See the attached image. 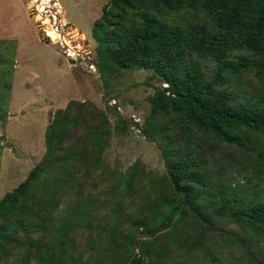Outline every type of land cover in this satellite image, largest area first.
<instances>
[{"label": "rangeland", "instance_id": "1", "mask_svg": "<svg viewBox=\"0 0 264 264\" xmlns=\"http://www.w3.org/2000/svg\"><path fill=\"white\" fill-rule=\"evenodd\" d=\"M55 2L61 12L58 25H67L63 18H68L81 31L68 25L61 32L74 54L71 58L55 41L45 38L49 28L41 26L29 0H0V200L22 185L40 163L45 150L43 132L55 111L76 103L67 110L68 123H61L58 130L63 136L60 151L41 165L47 173L31 177L16 194V202L26 205L29 216H36L24 232L7 233L13 243L0 241V264H46L42 247L50 244H55L54 262L69 264L264 263V229L245 217L217 216L229 207L246 212L249 206H264V165L258 157L264 155V133L238 132L244 149L192 127L163 110L160 92L166 86L150 70L120 69L100 78L88 23L108 0ZM180 17L212 28L203 13L195 16L183 11ZM11 37L21 43L16 54L15 41L7 40ZM255 48L258 56L248 49L240 52L264 61V45ZM192 59L207 76H213L216 65L211 59L201 55ZM74 63L79 66L73 67ZM221 74L226 79L221 88L231 94L233 103L264 104V74ZM13 77L18 86L14 113L9 114ZM21 103L24 110L17 112ZM150 119L159 126L153 142L141 134ZM123 123L126 130L116 134L113 126ZM186 138L188 150L202 163L198 178L205 187H193L197 207L210 217L211 229L180 207L181 196L172 195L157 148L180 145ZM166 199L170 202L165 213L172 215L156 227L150 223L153 208ZM15 219L0 217V225ZM138 223L143 226L137 228ZM63 224L62 234L51 228ZM70 226L73 229L67 230ZM63 241L71 246L72 254L57 248Z\"/></svg>", "mask_w": 264, "mask_h": 264}, {"label": "trees", "instance_id": "2", "mask_svg": "<svg viewBox=\"0 0 264 264\" xmlns=\"http://www.w3.org/2000/svg\"><path fill=\"white\" fill-rule=\"evenodd\" d=\"M183 11L195 16L203 13L212 28L195 19H183L180 17ZM90 35L96 43L95 67L100 78L110 77L120 69L150 70L166 86V90L160 92L163 110L192 127L244 149L238 132L264 133V104H235L231 94L221 88L226 82L222 72L264 74V61L240 52L248 49L258 56L255 46L264 45V0H108L101 7L100 16L92 22ZM236 37L239 39L234 40ZM194 55L207 57L215 63L212 77L201 70L192 59ZM73 104L76 103L69 102L64 111H55L43 132L45 150L40 163L28 173L22 185L0 200V217H16L15 221L0 225V241L13 243L8 232H24L25 228L33 226L36 215H28L26 205L16 202V194L31 177L39 178L47 173L46 167L41 165L60 151L63 136L58 130L61 123H68L67 110ZM153 113L154 110L150 116ZM149 123L143 126L141 134L145 140L153 142L159 126L153 124V119ZM125 130V123L113 126L116 134ZM188 145L189 139L186 138L180 145L174 144L170 148L158 145L157 148L172 195L181 196L180 207H186L195 219L211 229L210 217L197 207L198 196L193 187H205L198 178L202 163L188 150ZM258 157L264 165V155L258 154ZM169 202L168 199L157 202L150 223L158 227L171 217V213H165ZM23 216L27 221L22 220ZM217 216L226 219L245 217L264 229L262 204L249 206L246 212L229 207L217 212ZM51 226L58 235L65 228V224ZM142 226L137 224V228ZM72 229L70 226L67 230ZM236 240L244 245L242 239L237 237ZM57 248L70 254L73 252L66 241ZM125 248L126 245L122 249ZM42 249L46 264H69L59 260L54 262L55 244L43 245ZM257 264L264 263L258 261Z\"/></svg>", "mask_w": 264, "mask_h": 264}, {"label": "built area", "instance_id": "3", "mask_svg": "<svg viewBox=\"0 0 264 264\" xmlns=\"http://www.w3.org/2000/svg\"><path fill=\"white\" fill-rule=\"evenodd\" d=\"M31 2V12L34 13L35 17L40 22L41 26L49 28L48 31L43 30L45 38L51 42H56L60 47L63 48V53L67 58L73 56V52L70 53V48L67 46L64 36L61 32L68 25H58L61 22L57 17L59 16L60 10L56 6V0H29ZM58 19V20H57ZM65 26V27H64ZM59 29V30H58ZM54 42V43H55Z\"/></svg>", "mask_w": 264, "mask_h": 264}, {"label": "crops", "instance_id": "4", "mask_svg": "<svg viewBox=\"0 0 264 264\" xmlns=\"http://www.w3.org/2000/svg\"><path fill=\"white\" fill-rule=\"evenodd\" d=\"M59 7H60V6H59ZM23 8H24V14H26V13H27V12L25 13L26 6H24ZM60 8H61V7H60ZM100 9H101V8H100ZM100 9L97 10V12L94 14V16L91 17L90 20H89L88 25H90V29H89V31H88V36H90V30H91L92 22L100 16ZM61 11H62V15H63V10L61 9ZM60 13H61V12H60ZM62 17H63V16H62ZM63 21H64L67 25H70V27H72V29H74L75 31H77L78 33L81 34V31L79 30L78 26H77L73 21H70L68 18H63ZM83 36H86V35L83 34ZM7 40H13V41H15V47H16L15 54H16V53L18 52V50H19V47L21 46V43L16 39V37H11V38H8ZM36 40L38 41V44H41V43H42V42H40L39 39L36 38ZM80 64H81V63H80ZM75 66H79V64L77 65V63H74V64H73V67H75ZM12 70H15V73H16L17 67H16L15 60H14V66H13ZM13 76H15V74H14ZM69 81H70L71 83H73L76 87H78L77 82L75 81L74 77H70V78H69ZM17 83H18V82H17ZM24 84H25V83H24ZM17 86H18V85L16 84L15 79H14V77H13V79H12V81H10V85H9V95H8V104H7V112H8L9 114H13V113H14V112H13V105H12V102H14V97H15V94L17 93V91H16ZM26 86H27V85H26ZM16 107H17V105H16ZM18 107H19L18 109L15 108L17 112H18V111H22V110H24V107H23V104H22V103L19 104ZM8 118H9V117H8Z\"/></svg>", "mask_w": 264, "mask_h": 264}, {"label": "water", "instance_id": "5", "mask_svg": "<svg viewBox=\"0 0 264 264\" xmlns=\"http://www.w3.org/2000/svg\"><path fill=\"white\" fill-rule=\"evenodd\" d=\"M69 63H71V64H72V63H73V61H71V60H70V61H69Z\"/></svg>", "mask_w": 264, "mask_h": 264}, {"label": "bare ground", "instance_id": "6", "mask_svg": "<svg viewBox=\"0 0 264 264\" xmlns=\"http://www.w3.org/2000/svg\"><path fill=\"white\" fill-rule=\"evenodd\" d=\"M57 1V0H56ZM56 6H57V4H56Z\"/></svg>", "mask_w": 264, "mask_h": 264}]
</instances>
